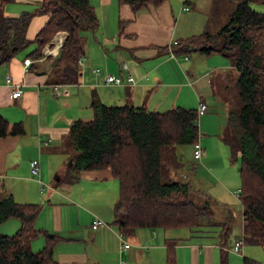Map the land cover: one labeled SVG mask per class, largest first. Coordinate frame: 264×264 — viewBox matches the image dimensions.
Listing matches in <instances>:
<instances>
[{"label":"crops","instance_id":"0c3cea01","mask_svg":"<svg viewBox=\"0 0 264 264\" xmlns=\"http://www.w3.org/2000/svg\"><path fill=\"white\" fill-rule=\"evenodd\" d=\"M190 1L195 7L193 0ZM42 2L16 0L5 6V12L12 16L35 12ZM90 2L95 8L99 26L82 31V56L86 60L84 66L78 64V68L70 70L77 81L71 83L68 96H55L52 92V85L62 82L56 57L45 56L44 53L25 66V59L29 57L24 52L0 67V112L11 123L22 121L25 125L23 136L0 139V185L7 186L19 203L41 205L35 226L62 237L54 251V258L59 263L166 264L167 245L178 241V264H220L222 250L230 252L228 246L222 248L224 225L231 224L234 218L229 205H220L223 217L218 220L215 208L219 205L215 203L213 221L221 224L216 227L220 229L217 241L209 239L208 235L200 237L198 232L189 228L167 231L140 228L133 237L127 238L122 234L130 243V247L125 249L118 237L121 233L112 224L114 205L119 198V181L108 169L82 171L74 181H70L67 174L68 166H72L75 158L68 136L70 127L77 120L93 119L92 101L95 96L106 105H144L159 112L175 106L197 108L199 102L204 101L208 111L202 117L208 114L211 104L215 109L211 119L199 121L200 133L204 127L215 133L201 138L205 149L201 160L193 157L203 168L198 170L197 176L208 180L209 173L218 174L224 186L240 187V168H234L233 174L230 172V149L224 140L231 134L229 112L237 106L235 71L229 66L222 71L221 68L228 63L199 52H194V58H191L193 53L189 54L188 59L186 55L171 56L172 52L175 54L174 47H171L174 40L207 30L212 4L210 2L207 12L197 14L183 9L184 0H166L159 6L150 4L147 9L135 13L128 4L118 0ZM12 3L18 6L15 8ZM45 19L46 16L33 19L29 38L35 36ZM121 22H124L123 29ZM88 31L93 34L91 43H88ZM123 63L127 64L128 73L135 78V83L106 85L105 73L125 77L121 68ZM93 67H101L103 74L95 75ZM7 74L13 77V84L23 83V93L17 99L11 97L13 87L6 81ZM219 104L220 112L217 110ZM180 146L174 147L168 155L175 156L179 167L191 173L182 159L181 150L178 154ZM34 158L40 159V179L44 185L31 174L30 161ZM221 163L228 164L226 177L222 176ZM197 180L200 179L194 177L187 182L191 191ZM239 191L235 192L236 196ZM213 192H217L216 187H213ZM240 203L242 205L241 199ZM97 219L102 223L95 228ZM19 227V220L10 219L0 229L10 234ZM228 232L232 237L231 226ZM228 238L229 235L224 238L225 242ZM240 255L244 261L250 260L243 256V251Z\"/></svg>","mask_w":264,"mask_h":264},{"label":"trees","instance_id":"16d2710c","mask_svg":"<svg viewBox=\"0 0 264 264\" xmlns=\"http://www.w3.org/2000/svg\"><path fill=\"white\" fill-rule=\"evenodd\" d=\"M14 1L0 0V67L24 52L29 59H39L53 36L65 31L68 36L56 57L62 75V82L57 83H75L77 78L70 70L78 68V60L84 55L82 31L99 26L90 0H43L35 12L6 15L5 6ZM118 1L138 13L150 4L159 6L166 0ZM219 1L235 3L229 21L216 32L204 31L179 40L173 50L177 55L221 54L234 66L237 106L229 112L231 134L224 140L232 158L234 154L240 161L241 237L244 243L253 241L264 246V0ZM210 2V10L217 12V0ZM183 9H191L187 0ZM37 16L46 19L35 36L29 38V28ZM123 26L121 22V29ZM32 45L34 48L29 50ZM198 107L175 106L159 112L144 105H106L95 96L93 119L77 120L71 125L68 136L75 158L72 166H68L69 180H76L77 174L85 170H110L119 181L112 224L127 238L140 228L162 231L189 228L199 233L202 226L216 225L212 203H199V197L192 199L189 184L174 180L171 169L163 162V152L168 155L178 145H192L195 150L200 143L204 155L199 121L208 108L200 115ZM24 134L22 121L11 123L0 112V139ZM33 176L43 184L40 174ZM40 212V204L19 203L12 193L0 197V228L10 219L20 221L15 233H3L0 229V264H63L54 258L55 247L62 237L35 226ZM225 231L224 228L222 234ZM39 236L44 240L43 247L34 252L31 244ZM177 242L167 245L166 264H178ZM222 243L225 249L224 238ZM222 254L220 264H229L227 252L222 250Z\"/></svg>","mask_w":264,"mask_h":264},{"label":"rangeland","instance_id":"374dc122","mask_svg":"<svg viewBox=\"0 0 264 264\" xmlns=\"http://www.w3.org/2000/svg\"><path fill=\"white\" fill-rule=\"evenodd\" d=\"M193 2L196 4L195 7L192 6V3L190 0L188 1L187 5L191 8L190 10H193L192 12H196L197 14L200 13L201 11L207 12L209 7H210V0H193ZM217 2H218L219 10L217 12L215 10L211 11L210 18H207V22H208L207 30L203 29V31L205 30V31L216 32L221 27H223V25L226 24L230 19V13L234 10L235 3L229 4V3L219 1V0H217ZM8 4H10V3H8ZM12 6H14L16 8V6H18V5L13 4ZM257 8L261 9V10L263 9L262 6H257ZM90 33H91V31H88V33H87L89 36L88 37V43H91L92 40H94L93 34H90ZM85 40H86V38H85ZM30 48H33V46H31ZM196 56H198V55H196ZM194 57H195V53L193 52V55H191V58H194ZM210 57H213L212 59H218V60H222V62H224V63H228L226 66L221 68L222 71L227 70L225 68H227L228 66H229V68H231V70L233 72L235 71L233 69L232 62H231V60H229L228 57L221 55V54H214ZM216 65H219V64H216ZM211 67H215V66H211ZM235 83H236V74H235ZM198 106H199V104H198ZM219 106H220V104L218 105L217 110L220 112ZM222 107H224V106H222ZM209 108H210V110H209L208 114L201 118L200 123L202 120L206 121L207 119L212 118L211 117V116H213L212 111L215 109V107H214V105L211 104V107H209ZM216 117H217V115H216ZM225 121L223 123H225ZM211 123L213 125V120ZM202 131L203 132L201 133L200 138L204 137L205 134H206V136H208V135H213L215 133V132L209 130L207 127L202 128ZM179 150H181L182 159L185 161L186 167L188 170L191 171V173H188L186 170H183L179 167V164L175 160V156H168V155H166L165 152H163V162L171 169V174L173 176V179L183 181L185 183L190 182L191 179H194V177H196V179H200V180H197L194 182V184L192 186V192L190 191V195H191L192 199H195V200L198 199L196 197H199L201 199L200 201H198L199 203H204L206 201H210V203H212V205H213V208H215L216 204L219 205L218 207L215 208V215H216V218L218 220H221L223 217V214L220 211V205H222V204L229 205L231 207L230 210H232L234 213V218H233L231 224L224 225V228L226 229V231L223 233V238H225L227 235H229L227 242L224 243V245L228 246V250L230 251L229 253H227L228 263L229 264H264V262H263L264 261V246L263 245L256 244L253 241H248L247 243H244L243 256L246 255V257L248 259H250V260H248V262L246 261V263L240 254L233 253V251L231 250L232 246L234 245V243L236 241L235 239L237 238V235L239 234L238 238H240L242 236V233L240 231L241 230V224H242V205L240 203V199H238L239 197H237L238 195L237 196L235 195V192L241 188V184H240V187H238V188H236V186H233V185L232 186H229V185L224 186V184H223L224 182L218 174H211L209 172L208 173H209L210 177L209 176L208 177L210 179L202 180L201 177L197 176V172L199 169H203V168H202V166H200L198 161L193 160V151H194L193 146L187 145V144L181 145L180 147H178V154H179ZM72 151L75 152L74 149H72ZM230 159H231V163H232V168L230 169V172L233 174L234 168H237V169L240 168V161H239V157H235L234 154H233V158H232L231 149H230ZM221 167L223 168L222 176L226 177V175L228 173V164L227 163H221ZM180 170H182V171H180ZM204 177L207 178V176H204ZM239 180H241V177L238 178V182H239ZM213 187H216L217 192H213ZM219 189H220V191H219ZM223 191H226V192L224 193ZM7 193H10L9 190L7 189V186L0 185V197H2L3 195H6ZM215 224L216 225H213V226H202L200 228L201 232H199L198 235L200 237H202L204 235H208L209 239L217 241V239L219 238V235H220V229H218L216 227L221 226V224L220 223H215ZM230 226L233 229L232 237H231V232H228V229L230 228ZM214 228H216V229H214ZM178 232H180V231H178ZM12 233H15V231H13V232L10 231V234H12ZM42 240L43 239L38 237V239L35 240V243L32 242L31 246H32V250L34 252L39 251L43 247Z\"/></svg>","mask_w":264,"mask_h":264},{"label":"built area","instance_id":"2783aa9c","mask_svg":"<svg viewBox=\"0 0 264 264\" xmlns=\"http://www.w3.org/2000/svg\"><path fill=\"white\" fill-rule=\"evenodd\" d=\"M68 34L64 31H58L53 38L51 39V45H47L45 47L44 53L45 56H53V57H57L61 48L63 47L65 40L67 38ZM178 44L177 40H174L171 44V47H174ZM171 56L173 58H177L176 53L174 54L173 52L171 53ZM186 58L188 59V55H186ZM86 57L85 56H81L78 60V64L81 66H84ZM33 62L32 59H25V66H28L29 64H31ZM122 70L125 72V77H121L119 75H114L111 73H105V78H104V82L106 85H123V84H133L135 83V78L128 73V66L126 63L122 64ZM93 73L97 76L102 75L103 74V70L101 67H93ZM6 81L7 83L11 84V86L13 87V92L11 94V97L14 99L19 98L22 93H23V83L21 84H13V77L11 76V74H7L6 75ZM72 85L69 83H54L52 85V92L55 96H60V95H64V96H68L70 94V90H71ZM199 114L202 115L206 112L207 110V106L204 102H200L199 104ZM203 155V149L201 147V144L198 143L195 145V150H194V158L195 159H200ZM30 168H31V172L33 175H39L40 174V159L39 158H34L30 161ZM239 193H237V195L239 196ZM102 221L100 219H97L95 221L94 227L96 228L98 226V224H101ZM118 237L120 238L121 242L123 243V247L125 249L130 247V243L124 238V236L122 234H118ZM243 246H244V238L240 237L239 239H237L232 247V251L235 253H240L242 254L243 251Z\"/></svg>","mask_w":264,"mask_h":264}]
</instances>
